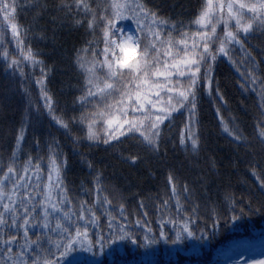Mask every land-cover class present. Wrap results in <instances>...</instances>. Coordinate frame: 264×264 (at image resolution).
Returning a JSON list of instances; mask_svg holds the SVG:
<instances>
[{
    "label": "snow or ice",
    "instance_id": "6c2138e0",
    "mask_svg": "<svg viewBox=\"0 0 264 264\" xmlns=\"http://www.w3.org/2000/svg\"><path fill=\"white\" fill-rule=\"evenodd\" d=\"M175 5L0 0V66L25 99L10 145L0 148V264H105L126 242L145 257L163 242L170 252L214 245L212 264H264V230L248 224L264 218V0H183L174 13ZM21 12L31 13L27 22ZM61 25L87 37L68 57L71 111L49 87L53 65L32 46ZM225 60L235 79L222 83L215 65ZM229 87L250 112L247 127ZM201 95L232 152L223 175L201 134ZM61 132L89 173L78 186L66 179ZM169 142L197 169L194 178L163 163ZM99 147L129 166L160 158L156 191L126 192L106 178L90 156Z\"/></svg>",
    "mask_w": 264,
    "mask_h": 264
},
{
    "label": "trees",
    "instance_id": "16d2710c",
    "mask_svg": "<svg viewBox=\"0 0 264 264\" xmlns=\"http://www.w3.org/2000/svg\"><path fill=\"white\" fill-rule=\"evenodd\" d=\"M160 2L164 6L165 11H168V5L172 4V0H160ZM190 2L195 3V0H190ZM181 3H183V0H176V5L172 8L174 13L180 10ZM30 15V12L27 13V15L21 12L19 19L21 22H27ZM44 19V17L41 18V23L44 22ZM86 39L87 37L82 28L61 25L55 29V35L50 39H33L32 41V46L40 51L45 62L53 65V71L48 77L49 87L56 93L61 107L66 111H71L73 107L71 103L73 92L70 88L63 87L64 84L70 83L71 79L74 78L68 57L74 46L79 45ZM235 54L239 55L238 49ZM215 75L221 79L222 83L225 81V78L235 79V72L226 60L215 65ZM27 83L28 82L25 81L26 86ZM228 91L233 98L232 107L247 127L250 116L249 110L240 107L236 102V97L239 93L235 89L229 87ZM250 99L251 97H249V100ZM24 104L25 99L24 94L19 89V79L17 78V80L13 82L11 74L9 73L6 75L4 68L0 66V148L10 145L12 139L11 132L19 122ZM198 104L200 107L201 134L207 135L208 149L215 153L220 162V170L223 175L228 172L227 162L232 158V152L227 143L214 131L213 113L209 107L208 97L206 95H201L198 99ZM182 118V114L174 117L173 131L176 133H178L179 122ZM46 124L47 122L45 121V124L40 126L39 131L41 134L45 131H49V129L46 128ZM5 131L9 132L7 137L4 135ZM50 131L56 134L55 129H51ZM73 131L75 132L76 130L74 129ZM58 137L63 142L64 150L68 154L66 179L70 185L78 186L80 180L89 175L87 167L81 165L78 154L73 155L72 145L65 139L62 132L58 134ZM25 143H27V140ZM81 151H84V149L82 148ZM90 156L95 164L101 168L105 177L117 186H122L126 192H135L138 190L142 194H145L156 191L160 179L158 167L161 163L160 158L146 156L134 166H129L103 147L91 149ZM163 163L176 166L182 175L190 174L194 178L197 173V169L194 166L189 168L183 153L174 148L171 142H169L168 154L163 160ZM150 167L157 170V175L155 177L148 173ZM214 183L215 181L213 180V182L209 184L210 189L213 188ZM127 204L129 210H131L136 204V201L132 196H129ZM148 210L150 212L152 211L151 206H149ZM248 224L253 226L257 232L264 230V218L259 216L251 218ZM163 245V242H161L158 248L162 249ZM213 247L214 245H210L201 252L199 249L193 250L191 246H189L182 250V252L177 251L175 253L176 259L170 258L167 260L163 259V257H159L158 262L159 264H182L184 261H190L204 264L210 260ZM144 251L145 250L138 249L135 246H130V242H126L123 245L122 252H117L112 257L106 256L104 257V261L105 264H126L131 260L137 262L143 259Z\"/></svg>",
    "mask_w": 264,
    "mask_h": 264
},
{
    "label": "rangeland",
    "instance_id": "374dc122",
    "mask_svg": "<svg viewBox=\"0 0 264 264\" xmlns=\"http://www.w3.org/2000/svg\"><path fill=\"white\" fill-rule=\"evenodd\" d=\"M128 30H131V24L130 22H126L125 24V31H128ZM152 247H156V246H152ZM170 246H166V245H163V248L162 249H159L158 248V251L156 253H150L147 257H143V260L147 259V260H155V261H158V258L159 257H163V259H170V258H173V259H176L175 258V253L177 251H168L167 249L169 248ZM184 250V249H183ZM180 252H182V250H180ZM161 255V256H160ZM141 260V261H143ZM215 260V256H214V253L212 252L211 254V258L210 260L208 261V263L206 264H212V262ZM141 261H132L130 263H127V264H141ZM182 264H200L198 262H190V261H184Z\"/></svg>",
    "mask_w": 264,
    "mask_h": 264
}]
</instances>
